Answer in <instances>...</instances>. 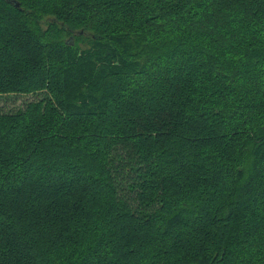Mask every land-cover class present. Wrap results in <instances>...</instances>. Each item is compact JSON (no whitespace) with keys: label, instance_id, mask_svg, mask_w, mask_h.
<instances>
[{"label":"trees","instance_id":"obj_1","mask_svg":"<svg viewBox=\"0 0 264 264\" xmlns=\"http://www.w3.org/2000/svg\"><path fill=\"white\" fill-rule=\"evenodd\" d=\"M34 93L0 264H264V0H0V95Z\"/></svg>","mask_w":264,"mask_h":264},{"label":"rangeland","instance_id":"obj_2","mask_svg":"<svg viewBox=\"0 0 264 264\" xmlns=\"http://www.w3.org/2000/svg\"><path fill=\"white\" fill-rule=\"evenodd\" d=\"M39 95L40 94H36V93L30 95H20V94L0 95V112H14L18 109L24 108L27 102L38 98Z\"/></svg>","mask_w":264,"mask_h":264},{"label":"water","instance_id":"obj_3","mask_svg":"<svg viewBox=\"0 0 264 264\" xmlns=\"http://www.w3.org/2000/svg\"><path fill=\"white\" fill-rule=\"evenodd\" d=\"M16 5L19 6V3H17Z\"/></svg>","mask_w":264,"mask_h":264}]
</instances>
